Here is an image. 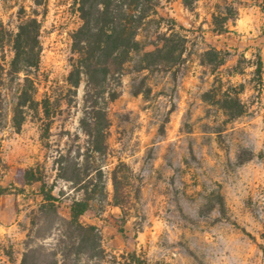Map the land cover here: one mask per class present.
I'll return each instance as SVG.
<instances>
[{
	"label": "rangeland",
	"instance_id": "rangeland-1",
	"mask_svg": "<svg viewBox=\"0 0 264 264\" xmlns=\"http://www.w3.org/2000/svg\"><path fill=\"white\" fill-rule=\"evenodd\" d=\"M154 1L138 38L152 51L175 29L183 55L141 72L136 56L108 104L109 127L91 135L81 125L85 86L74 94L67 80L82 23L77 0H0V63L8 67L19 25L36 17L42 51L32 75L38 99H51L50 117L31 113L17 130L18 84L0 68V264H127L131 252L147 264H264V0ZM215 15L230 17L223 33ZM211 47L228 63L204 64ZM219 86L239 92L242 116L214 102ZM121 161L132 190L124 209L113 204ZM76 163L95 169L103 194L81 218L97 229L74 245L67 220L81 192L59 175ZM39 164L56 184L59 216L41 209L40 183L17 182L20 168Z\"/></svg>",
	"mask_w": 264,
	"mask_h": 264
},
{
	"label": "trees",
	"instance_id": "trees-1",
	"mask_svg": "<svg viewBox=\"0 0 264 264\" xmlns=\"http://www.w3.org/2000/svg\"><path fill=\"white\" fill-rule=\"evenodd\" d=\"M188 8H193V0H183ZM78 12L82 20L81 25L73 34V53L71 70L68 75L70 91L74 94L84 84V114L81 119L82 127L94 134L105 131L109 127L108 104L121 95L122 77L128 65L140 56V64L136 69L141 72L154 66L170 64L181 58L184 52L182 37L175 29L162 37V43L156 49L146 51L145 44L138 38L139 30L145 20L155 11L154 0H77ZM230 17L214 16V31L223 33L228 28ZM41 23L36 18H29L19 25L14 34L11 45L14 55L5 69L7 78L18 84L17 100L13 109V126L21 130L31 113L41 111L50 117L51 99H38V89L33 77L41 60L40 46ZM227 52L211 47L203 53L204 64L221 67L227 64ZM263 65L259 55L258 71ZM239 72L235 69L233 73ZM232 73V74H233ZM222 84V80H219ZM74 90V91H73ZM139 92V91H136ZM212 92V91H211ZM211 92L206 93L210 95ZM1 95V92H0ZM214 102L220 104L231 118L242 116L246 109L239 92L233 94L222 93L221 87L213 90ZM98 150V149H96ZM129 165L121 161L113 171L114 196L113 204L123 209L132 197L129 182ZM93 170L89 166L74 164V167H63L61 178L71 181L81 192L79 197L73 198L70 205V219L67 223L72 228L70 239L74 245L82 242L87 234L97 229L96 225H85L82 216L94 209V202L99 193L103 194V187L94 184ZM17 182L22 185L40 183V193L45 198L42 210L59 216L60 198L54 193L56 184L49 185L44 171L39 164L29 168H20L16 174ZM93 185V186H92ZM6 187L0 184V195L5 193ZM71 252H65V261ZM127 264H147L146 260L136 252L129 253Z\"/></svg>",
	"mask_w": 264,
	"mask_h": 264
}]
</instances>
